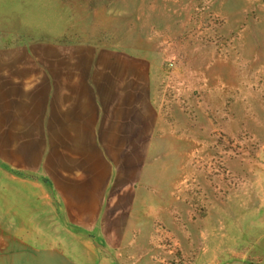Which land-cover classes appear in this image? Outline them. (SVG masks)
Here are the masks:
<instances>
[{
	"label": "rangeland",
	"instance_id": "1",
	"mask_svg": "<svg viewBox=\"0 0 264 264\" xmlns=\"http://www.w3.org/2000/svg\"><path fill=\"white\" fill-rule=\"evenodd\" d=\"M6 52L19 93L86 80L130 130L102 140L105 264H264V0H0Z\"/></svg>",
	"mask_w": 264,
	"mask_h": 264
},
{
	"label": "crops",
	"instance_id": "2",
	"mask_svg": "<svg viewBox=\"0 0 264 264\" xmlns=\"http://www.w3.org/2000/svg\"><path fill=\"white\" fill-rule=\"evenodd\" d=\"M3 54L0 264H105L103 174L111 166L102 140L130 130L117 135L104 125L102 97L86 80L72 86L53 78L19 93L17 62Z\"/></svg>",
	"mask_w": 264,
	"mask_h": 264
}]
</instances>
